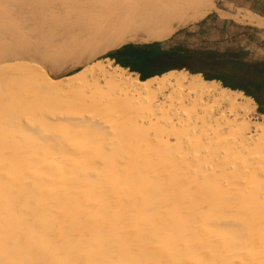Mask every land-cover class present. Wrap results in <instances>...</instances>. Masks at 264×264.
Masks as SVG:
<instances>
[{
	"label": "bare ground",
	"instance_id": "1",
	"mask_svg": "<svg viewBox=\"0 0 264 264\" xmlns=\"http://www.w3.org/2000/svg\"><path fill=\"white\" fill-rule=\"evenodd\" d=\"M1 1L13 2L10 17L0 10L7 23L56 68L22 63L0 35L1 74L17 75L8 92L0 74V92L20 105L0 127V264H264L255 101L202 74L142 80L112 59L94 61L198 22L218 0ZM234 17L264 26L252 12ZM30 85L45 100L75 94L82 109L48 113ZM122 103L141 114L126 121L113 107Z\"/></svg>",
	"mask_w": 264,
	"mask_h": 264
},
{
	"label": "rangeland",
	"instance_id": "2",
	"mask_svg": "<svg viewBox=\"0 0 264 264\" xmlns=\"http://www.w3.org/2000/svg\"><path fill=\"white\" fill-rule=\"evenodd\" d=\"M0 2H2V1L0 0ZM4 2L6 4L0 3V10L4 11V12H7V10H8V14H9L8 17H10V13L13 12V8H12L13 2H11V1H10V3H8L9 1H7V2L4 1ZM3 5H5V6L3 7ZM226 5H227V3L225 2V0H218L216 3L217 9L214 10L212 13H210L204 19H202L198 22H195L193 24H189L186 26H181V27L171 29L167 33H165L164 35L157 37V38H164L165 39L162 42H157V43H160V48L164 51L173 52L172 54L174 55V58L171 59L170 61L166 62L164 66H167V67L185 66L183 69L175 68L171 71L183 70V71H186L190 74H191V71L186 67H190L191 70L194 69L197 71H203L206 74L221 73L225 68H227L226 62H228L229 58H226L225 56L214 55L213 56L214 59L210 60L201 54V53H205V52H217L220 55H223L229 51L237 53V57L234 56L233 59L231 60V62L233 63V66L236 69L239 68L241 59H243V61L246 63H254V62L264 61V26H262V27H255V26H250V25L245 26V24L243 22L237 21L234 16H231L230 14H228L224 11L226 9L225 8ZM220 9H221V11H220ZM248 12H251V11L240 10L239 14H246ZM239 14H237V15H239ZM230 17L232 19L228 20L227 18H230ZM0 35L7 38L8 41L13 42V45L15 48L21 49L22 53L25 56L23 58L24 61L23 62L21 61L22 63L28 62V63H25L26 65H28L30 62L31 65H28L30 67L37 64L36 66L39 65V67H42L41 69L44 70L45 73L48 74V72H49V74H55L53 69L56 68V65L54 64L52 67L51 64L48 63L46 60L42 59L41 57L39 58L38 56H36L38 54L32 53L33 47L30 44L25 43L24 39L28 38L29 34L22 33L20 31L16 30L15 28H12L9 25V23H7L6 16H4L1 12H0ZM154 43H156V42H154ZM15 44H16V46H15ZM135 45H144V44H135ZM113 51H115V50H113ZM186 51L192 52L193 55L188 59L180 58L181 57L180 54H185ZM110 52H112V51H109V52L102 54L100 57H97L94 61H96L98 59H101V60L107 59L108 58L107 55ZM91 62H93V61H91ZM87 64L88 63L81 65V66L77 65L68 71H65L61 74H56L53 76L56 77L55 80H60L62 78L65 79L67 76H70V75L78 72L80 69H82ZM113 65H118L115 60H113ZM126 69H128L129 72L137 73L140 76V74L138 72H134L129 68H126ZM1 73H2V71L0 70V74ZM6 74H7V76H6ZM9 74H10V72L1 74V75L6 77V78L2 77L4 79H2L0 77V80L2 79L1 81H3L2 83H5L7 85L6 88L8 87L6 90H8V89L12 90V88L14 87V84L17 83V80L14 77L16 75V73L14 75L13 74L9 75ZM10 76H11V78H10ZM140 78H141V76H140ZM9 79H11V80H9ZM13 79H15V80H13ZM8 80H9V82H8ZM25 82L27 83V81H25ZM76 82H78V81H76ZM0 84H1V82H0ZM0 87H1L0 90L3 89L1 92L5 93V95L7 96V93L9 92V90L6 93L4 84H1ZM32 88L33 87L30 85L29 89L31 91L26 90L28 92L29 96H31V97L35 96V97H37V99L39 101H40V98H42V100L46 99L45 97H40L41 93L39 91H38L39 92L38 93L34 88L33 89ZM110 91L111 90H109V92ZM112 91H113V88H112ZM237 91H240V90H237ZM1 92H0V97H1L0 98V105L2 104V106H4V104L5 105L7 104L8 106L7 105H6V107L0 106L2 108V109L0 108V111L3 110L5 112V114H3V115H2V113H4V112L3 111L0 112V117H1L0 119H2V121H0V127L4 126L5 128H7V126H10V122H9L10 116H8V114L11 115L15 109L17 110L19 108L17 106H20V105L17 104L18 102L12 104L15 101H11L12 103L11 102L8 103L9 101L7 100V97H6L7 101H5V95L3 93L1 94ZM30 92H32V93H30ZM34 92H36V93H34ZM74 95L75 94H71V96L69 95L68 97H66L67 99L65 101H64L65 98H63V101H61V99L58 98V95L50 96L52 98V100H51V98L45 100L46 105H49V106L45 105V107H47L48 113L50 111H51L50 113H53L54 111L58 112L59 109H61V106H64V105L66 108L72 107L76 110L82 109V107L79 105L80 98H78V100H75L72 98V97H75ZM176 96H178V95H176ZM55 97H57V99H55ZM2 99H4V101H3L4 104L2 103ZM26 100L29 102L28 98ZM51 101H53V102H51ZM56 101H57V103H56ZM13 105L15 107L14 109L12 108ZM121 105H123V107ZM125 106L126 105L123 103L113 105V107H115L116 111H119V112L125 111V112H123L124 114L123 113L122 114L125 115L126 121L128 120V117L130 115L132 116V120H133L134 118L139 116V113L141 114V112L139 110H136V109L133 110L132 108L130 109V107L128 108V106H126L127 107L126 108ZM9 107H10V109H9ZM119 109H121V110L124 109V110L121 111ZM216 109L218 110V106L217 105L215 106V104L208 106V110H210V111L212 110L211 112H216L217 111ZM8 110H12V112L8 111ZM127 112L129 113V115ZM134 113H136V114L134 115ZM262 116H264V114H261L258 112V105H257L256 115L254 117V120H259L260 117H262ZM129 119H130V117H129ZM35 122H36V124H40V122L38 121L37 118L35 119ZM131 125H128V126L131 127ZM47 128L50 130H54L55 127L53 128V126H47Z\"/></svg>",
	"mask_w": 264,
	"mask_h": 264
},
{
	"label": "trees",
	"instance_id": "3",
	"mask_svg": "<svg viewBox=\"0 0 264 264\" xmlns=\"http://www.w3.org/2000/svg\"><path fill=\"white\" fill-rule=\"evenodd\" d=\"M164 40V38H154L150 41L127 44L108 53L107 57L115 60L118 65L124 68H129L134 72H138L142 80L162 75L175 68L183 69L185 66H164L166 62L174 58L173 52L162 50L160 48V43H157ZM201 54L210 60L214 59V55L229 58L228 62H226L227 68L221 73L206 74L203 71L191 70L190 67H186L191 71V74H203L204 79L208 81L216 80L225 88L242 91L246 96L251 97L256 102L258 105V112L264 114V61L246 63L241 59L240 66L236 69L231 60L234 56L237 57V53L229 51L223 55L217 52H205ZM180 55V58L188 59L193 53L186 51L185 54ZM157 69L160 70L156 74L153 71Z\"/></svg>",
	"mask_w": 264,
	"mask_h": 264
},
{
	"label": "crops",
	"instance_id": "4",
	"mask_svg": "<svg viewBox=\"0 0 264 264\" xmlns=\"http://www.w3.org/2000/svg\"><path fill=\"white\" fill-rule=\"evenodd\" d=\"M225 2L227 5L224 11L231 16H235L239 14L240 10H244L251 11L256 16L262 17V19H264V0H225ZM227 19L231 20L232 18L230 17ZM245 26L249 25L245 24Z\"/></svg>",
	"mask_w": 264,
	"mask_h": 264
},
{
	"label": "flooded vegetation",
	"instance_id": "5",
	"mask_svg": "<svg viewBox=\"0 0 264 264\" xmlns=\"http://www.w3.org/2000/svg\"><path fill=\"white\" fill-rule=\"evenodd\" d=\"M160 69L154 70L153 72L157 74V72H159Z\"/></svg>",
	"mask_w": 264,
	"mask_h": 264
}]
</instances>
